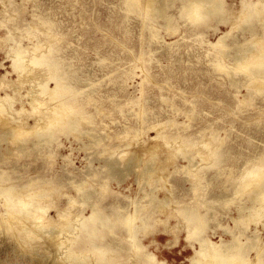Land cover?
<instances>
[{
  "label": "rangeland",
  "instance_id": "rangeland-1",
  "mask_svg": "<svg viewBox=\"0 0 264 264\" xmlns=\"http://www.w3.org/2000/svg\"><path fill=\"white\" fill-rule=\"evenodd\" d=\"M227 5L229 15H211L194 23L184 16L182 1L171 0L169 29L164 18L144 20V13L129 11L126 0H0V97L11 95L7 108L14 117L27 129H40L37 120L46 118L47 107L57 103L46 102L47 96L40 94L39 84L46 82L48 71L33 65L30 57L51 50L65 73L64 83L76 90L70 101L81 122L77 128L51 126L55 139L38 146L32 133L20 141L10 134L0 136V173L12 175L23 186L41 180L31 189H44L45 200L35 203L47 206L45 221L68 226L60 241L68 245L83 237L76 235L78 221L90 216L92 208L75 185L86 181L85 190L92 193L89 200L110 219L98 242L107 245L113 262L140 264L126 231L131 223L123 221L126 214L137 212L148 216L150 228L136 237L169 264H189L199 248V236L190 235L186 223L190 210L204 215L195 222L202 221L199 230L214 242L231 239L226 230L239 233L244 228L248 230L243 241L251 243L258 230L259 241L264 242V206L255 219L237 225L233 220L253 194L240 186L263 172L255 166L264 158V90L253 87L257 82L237 70L231 56L220 60L228 73L215 66L219 48L214 45L221 37L229 33L231 52L252 38L242 29L243 21L235 24L241 0H227ZM209 7L200 12L208 14ZM254 31L264 38L260 22H254ZM17 44L25 51L28 71L23 73L13 68L12 48ZM36 45L42 47L38 54ZM47 85L53 89L55 82ZM150 147L158 148L154 159ZM214 149L217 153L210 157ZM113 152L128 153L121 163L138 153L141 163L116 180L105 166ZM148 161H155L156 176H140ZM158 198L169 199L165 209ZM139 205L146 208L140 210ZM133 225H140V220ZM61 251L52 250L42 258L33 248L20 250L8 233L0 234V264H54L69 255ZM84 254L82 264L98 261L96 251ZM249 258L259 259L255 252Z\"/></svg>",
  "mask_w": 264,
  "mask_h": 264
},
{
  "label": "bare ground",
  "instance_id": "bare-ground-1",
  "mask_svg": "<svg viewBox=\"0 0 264 264\" xmlns=\"http://www.w3.org/2000/svg\"><path fill=\"white\" fill-rule=\"evenodd\" d=\"M181 1H182L181 9L183 12H185L184 16L194 23L200 21V19H202L203 17H208L211 15H219V16L229 15L227 0H181ZM170 2L171 0H126V5L128 6L129 11L131 12H139L140 14L141 12L144 13L145 16L143 17L144 20L149 19L150 21H152L154 19L153 17L156 16L164 18L167 22L166 26L169 29H172L173 28L172 17H170L168 14V8L170 7ZM207 4L210 5L209 8L211 9L209 10L208 14L206 13V15H203L200 12V10L202 9V7L206 6ZM241 8L242 11H241L240 19L239 21L237 19L238 22L235 24H239L240 22L243 21L244 23L242 22L243 23L242 29L250 31L252 33V38L246 39L244 40V42L236 45L235 48H233L234 51L231 52L230 45L229 43L226 42V39L229 37V33L221 37L216 43V45H214L215 48H219V51L216 54L217 59L215 61V66L220 71L227 72L228 70L221 64L220 60L228 59V57L231 56L233 62L236 64V69L247 73L252 82L254 83L257 82V85L253 87H256V90L258 92H261L264 90V38L255 34L254 22L258 21L262 24V29L264 34V0H257L256 2H251V0H241ZM9 38L10 35L8 39ZM40 48H42L41 45H36L34 48L35 51L34 53H37V51L39 52ZM12 52H13V68L19 70L21 73L28 71L27 65L24 64L25 51L23 47L20 44H17L12 48ZM52 55L53 52L50 50L48 53H41L40 55L33 56L32 58L30 57V61L33 65L39 67H45L47 69L48 76L46 82L44 83L40 82L39 84L41 89L40 94L47 96L48 99L46 100V102L52 101L57 103H55V105L47 107L48 113L46 114L48 115L46 116V118H39L37 120L38 124L41 126L40 129H27L25 128V126H23L24 123L23 121L20 123L14 117L15 112L11 111L12 109L9 110V108H7L9 107L7 106L8 104L7 101L9 100V97L11 95L8 96L7 94L3 98L0 97L1 138L2 135L7 136L10 134L12 135L13 138H15V140L20 141L22 140L23 136L27 134L31 135L32 133L37 138V143L35 142L34 146H38L42 142L44 143L51 142L53 139H55V132H54L55 129L54 127H52L54 129L52 130L51 126L54 125L65 126V124L67 125L74 124L76 125L77 128L79 126V123H81L80 119L76 117V115H78L77 109H75L72 106V102L70 101L73 99L72 96L76 94L75 93L76 90L74 89V87L73 88L69 87L68 84L64 83L65 73L62 74L60 72V66L58 62L53 59ZM255 55L257 57H255ZM50 80H53L55 82V87L53 89L51 88L49 89L47 85ZM33 98L35 97L33 96ZM34 100L32 101L34 102ZM32 105L34 106V103ZM33 113L38 114L37 112H34V110ZM14 132L15 134H13ZM162 138H166V137L162 136ZM18 141L17 143L21 144ZM100 141L101 139H96L97 143H99ZM208 144L209 143H207V145L205 144L204 145L208 147L209 146ZM157 149H158L157 147H150V151L151 152L154 151L153 155L151 156V159H154V156H156L154 154L156 153L155 150L157 151ZM146 151L149 152L147 149ZM216 153L217 151L214 149L211 150V152L208 154L211 157V156H215ZM126 154H122V155L119 154L120 156L119 155L114 156L115 155L114 152L112 154L110 153V157L106 162L105 166L107 167L108 173L111 174L116 180L124 179L128 175V172L133 170V168L137 164L141 163L140 162L141 155L138 153L135 156L129 158L127 162L121 163L120 159ZM201 156L203 157V159L206 158L204 153ZM148 162L150 165L145 167L144 170L140 172V176L142 175V176L152 177L157 173L158 169L155 164V161L154 163H152V161L151 162L148 161ZM255 167L262 169L263 172H261V174L254 176L252 178L253 180H251L250 183L240 186L244 190L251 189L253 191V194L248 198V200L250 201L249 205L242 204L238 208L239 216L237 218H233L236 225L241 220L242 222H245L246 220L249 219H255L257 216L260 215L261 208L264 206V203L262 205L259 204L261 202H264V158L261 159V164ZM257 177H259V179H257ZM18 182L19 179L13 178L12 175L7 174L5 172L0 173V196L3 197L2 200L0 197L1 200L0 234L5 235L8 233L9 237L13 238L15 246H17L20 250H23V248L25 247L33 248L35 250V255L42 258L47 256L48 254H51L52 250L59 252L60 249H64V251H61V253L64 252L66 255L68 254L69 255L66 256L67 258L65 259L59 257V259L55 261L54 264H82L83 262L86 261L87 258L85 257L87 255H85L84 253L89 250L94 252L96 251L97 253L96 257L98 261L94 264H120L118 262H113V260L109 258L110 251L106 249L107 245L98 242V239L101 237V234L103 233L101 230L110 221V219L104 218L100 214L101 211L96 207L95 203L89 200L91 198L92 193L90 192V190H85L86 189L85 186L87 184L86 181H80L79 183H76V185L74 184L76 186L77 191L75 189L74 190L76 192L83 193L84 198H86V201L90 204L92 208V213L88 217H81V219L79 218L80 220L78 222H80V225H79L78 233L76 235L78 236L81 233L83 237L81 238L79 237L78 239L75 238L71 240V242L68 245H66L64 242L59 240L60 235L62 236L61 233H63L64 228L69 229L67 228L68 226L65 227L66 225L57 224L56 222H52V221L50 222L45 221L44 217L47 214V209H46L47 206L41 204V202L36 204L37 201L41 199L45 200L43 197L46 194V192L44 189H31V187L40 183L41 180L40 179L30 180L28 184L25 186L20 185ZM156 195L153 196L156 198ZM24 198L26 199L29 198L32 201L25 202L23 200ZM157 200L160 207L167 206L170 202V201L168 202L169 199L167 198L166 199L158 198ZM69 201L72 202L71 200ZM86 201L85 203L87 204ZM69 204L71 205V203ZM139 207H141L140 210H144L146 208L141 205H139ZM162 209H165V207ZM190 211H191L190 212L191 220L189 218V220H187L186 223L189 226V228H191L189 234L190 235L195 234L199 236L198 239L199 248H196L194 254L190 256L189 264H264V254H263L264 242L260 243L258 230H256L255 239L252 240L251 243L249 242L247 243L242 240V237L247 234V230H248L247 228H244L239 233L226 230V232L230 234L231 239L226 240L223 237H221V240H219L218 242H214L210 240L208 237L204 236L203 232L199 230L202 221L200 225L196 223L197 221L195 222V219L200 220V218H202L204 215H202V213L197 210L195 211L190 210ZM179 214L185 217V215L182 212H180ZM137 219L140 220V225L138 226L133 225L134 220ZM74 220L76 221L77 218ZM148 220H149L148 216L145 217L139 216L138 212L137 214L136 213L126 214L124 216L123 219V221H125L124 223L126 225H128L127 223L128 221L131 223L127 226L126 229L130 237V241H131L130 245L132 246V249H134L133 251L135 255L139 256L140 264H169L165 260H159L156 255L147 251L146 247L143 246L140 239L136 237V233L138 234L140 230L141 232H146L147 229L150 228V225L148 224L149 222ZM67 223H69V221L66 222V224ZM109 230L110 232H113L111 228ZM247 239L248 241H250V237H247ZM84 241H88V244L83 243ZM253 252L257 254V257L259 259L253 260L249 258ZM75 253L79 254L80 256L78 255V257L75 260L74 259L69 260V258L71 259L70 256L72 255L75 256ZM260 254H263L262 258L259 256ZM82 256L84 258H82ZM91 262L92 261H90V263Z\"/></svg>",
  "mask_w": 264,
  "mask_h": 264
}]
</instances>
